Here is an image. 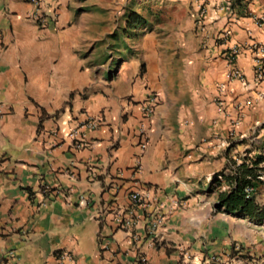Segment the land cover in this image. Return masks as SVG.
I'll list each match as a JSON object with an SVG mask.
<instances>
[{
	"label": "crops",
	"instance_id": "1",
	"mask_svg": "<svg viewBox=\"0 0 264 264\" xmlns=\"http://www.w3.org/2000/svg\"><path fill=\"white\" fill-rule=\"evenodd\" d=\"M217 1L201 29L194 0H43L58 21L42 29L28 0H0V264H58L63 252L72 256L66 264H209L210 256L256 264L264 256V223L217 211L210 191L232 160L264 157L252 147L264 142V83L254 84L249 47L264 44V26L228 17ZM245 6L264 17V0ZM94 29L97 40L114 38L110 69L87 64ZM121 30L126 45L116 47ZM225 30L230 37L220 39ZM235 44L247 87L226 77L224 53ZM222 85L226 114L214 102ZM152 93L159 105L143 121ZM99 114V129L79 128ZM74 131L95 144L76 150ZM134 192L145 195L135 207ZM153 219L162 223L150 236ZM123 220L134 226L122 229Z\"/></svg>",
	"mask_w": 264,
	"mask_h": 264
},
{
	"label": "built area",
	"instance_id": "2",
	"mask_svg": "<svg viewBox=\"0 0 264 264\" xmlns=\"http://www.w3.org/2000/svg\"><path fill=\"white\" fill-rule=\"evenodd\" d=\"M36 9L34 14V20L42 29H46L50 25H52L56 29V23L58 21V9L56 7H49L48 9L44 8L43 0H28ZM213 0H194V11L192 13V17L195 20L196 24L203 29L205 26V21L207 20L208 8L212 5ZM218 10L228 17L232 19L239 20L243 17H250L257 27L264 26V17L250 13L246 6L245 0H218L216 5ZM230 31L225 30L221 33L220 39L227 40L230 37ZM0 42H1V33H0ZM250 49L254 54V84L260 85L264 83V44L251 42L249 45ZM242 53V47L238 44L229 46L225 51V60L229 67V71L227 73V79L229 82L237 81L243 86L247 87L246 76L243 71L237 66V61ZM226 94L224 86L219 87V94L215 98V104L217 107V111L219 114H226L227 103H226ZM159 105V95L157 93H152L147 97L145 101L141 103V112L143 121L151 120L155 114L157 107ZM5 114L3 110V106L0 103V118ZM105 123V116L103 114L99 115H88L82 125L79 127L80 129H86L90 131H96ZM217 125V122L214 123ZM240 125L239 120H235L232 124V130L230 131V135H235V129H237ZM140 137L142 139L141 147L145 148L148 143V131L145 124L142 123L140 127ZM70 136L74 137V148L76 150H83L92 147L95 144V141H88L85 137L79 136L77 131L71 132ZM256 138H252V141H255ZM228 147H231L230 143L226 144ZM87 173L89 178L95 179L98 177V173L94 168H88ZM144 193L142 192H134L129 195L130 203L133 207L140 205L144 202ZM88 198L84 197L82 202L87 201ZM162 221L159 219H153L151 223L148 225V234L153 236V234L157 231L158 227L161 225ZM134 226V220H126L120 221L119 227L129 231ZM135 239V238H134ZM136 240V239H135ZM72 261V256L68 252H63L59 255L57 263L58 264H66L67 262ZM144 263L146 260L144 258L141 259ZM209 264H220L217 256H210L208 258ZM256 264H264V256L258 259ZM223 264H230V262H225Z\"/></svg>",
	"mask_w": 264,
	"mask_h": 264
},
{
	"label": "trees",
	"instance_id": "3",
	"mask_svg": "<svg viewBox=\"0 0 264 264\" xmlns=\"http://www.w3.org/2000/svg\"><path fill=\"white\" fill-rule=\"evenodd\" d=\"M131 18L140 20L139 15L133 14ZM259 150L262 145L252 144ZM264 157L244 158L241 163L232 160L227 169L216 174L211 184V192H217L219 206L217 211L238 214L247 217L257 224L264 223V205L257 201L261 188L264 186ZM227 187L226 190H222Z\"/></svg>",
	"mask_w": 264,
	"mask_h": 264
},
{
	"label": "rangeland",
	"instance_id": "4",
	"mask_svg": "<svg viewBox=\"0 0 264 264\" xmlns=\"http://www.w3.org/2000/svg\"><path fill=\"white\" fill-rule=\"evenodd\" d=\"M158 14H160V12L159 13L155 12L154 13L155 17L158 18ZM92 31L94 33L93 35L95 36V41L91 45L92 48L89 52V58L87 60V64L91 68H96V67L102 68L101 66H104L106 69H110L108 68V66L114 62L109 61V59L105 57L109 55L108 54L109 51L115 48L114 38L113 37L111 38V36L107 35L104 40H97L98 37H101V30L98 31V29H94ZM110 31H112V29H110ZM120 32H122V34L120 35L121 40L120 39L117 40L116 42L117 44L115 45L116 47H125L126 45L125 39H127V34H124V33L126 32V30H121ZM258 196H259L260 201L264 203V186L261 188V191Z\"/></svg>",
	"mask_w": 264,
	"mask_h": 264
}]
</instances>
